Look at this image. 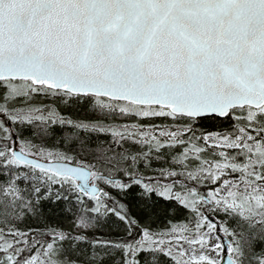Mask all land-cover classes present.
Wrapping results in <instances>:
<instances>
[{
    "label": "snow or ice",
    "instance_id": "snow-or-ice-1",
    "mask_svg": "<svg viewBox=\"0 0 264 264\" xmlns=\"http://www.w3.org/2000/svg\"><path fill=\"white\" fill-rule=\"evenodd\" d=\"M0 264H264V0H0Z\"/></svg>",
    "mask_w": 264,
    "mask_h": 264
},
{
    "label": "trees",
    "instance_id": "trees-1",
    "mask_svg": "<svg viewBox=\"0 0 264 264\" xmlns=\"http://www.w3.org/2000/svg\"><path fill=\"white\" fill-rule=\"evenodd\" d=\"M205 127H209V125H208V124H206V125H205Z\"/></svg>",
    "mask_w": 264,
    "mask_h": 264
}]
</instances>
